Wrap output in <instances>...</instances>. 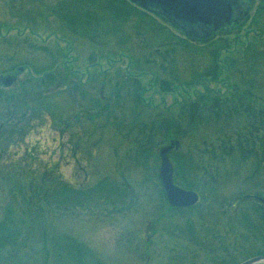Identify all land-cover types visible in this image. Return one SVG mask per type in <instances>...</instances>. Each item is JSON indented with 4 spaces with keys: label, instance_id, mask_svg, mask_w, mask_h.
Returning <instances> with one entry per match:
<instances>
[{
    "label": "rangeland",
    "instance_id": "374dc122",
    "mask_svg": "<svg viewBox=\"0 0 264 264\" xmlns=\"http://www.w3.org/2000/svg\"><path fill=\"white\" fill-rule=\"evenodd\" d=\"M108 2L0 0V76L23 67L0 83V226L9 232L0 264L264 254V204L250 199H264V165L221 154L247 109L264 115V0H246L207 39L134 2L132 15ZM191 114L199 126L177 138ZM171 140L181 143L169 155L177 185L201 196L194 208L171 206L161 184L159 150ZM187 154L204 161L192 172L187 159L180 177L176 158ZM223 238L225 263L205 247Z\"/></svg>",
    "mask_w": 264,
    "mask_h": 264
},
{
    "label": "water",
    "instance_id": "95a60500",
    "mask_svg": "<svg viewBox=\"0 0 264 264\" xmlns=\"http://www.w3.org/2000/svg\"><path fill=\"white\" fill-rule=\"evenodd\" d=\"M137 5L159 14L167 21L183 29L187 34L204 38L213 30L225 27L232 21L233 11L239 0H131ZM16 73L0 76V83L12 85ZM179 142H173L160 150V176L166 197L175 207H190L198 203L199 193L184 189L174 182L173 166L168 154ZM239 264H264V255L254 256Z\"/></svg>",
    "mask_w": 264,
    "mask_h": 264
},
{
    "label": "trees",
    "instance_id": "16d2710c",
    "mask_svg": "<svg viewBox=\"0 0 264 264\" xmlns=\"http://www.w3.org/2000/svg\"><path fill=\"white\" fill-rule=\"evenodd\" d=\"M108 1L110 2V0H108ZM114 1H116L118 3H122V10L130 12V15H132V12L134 11L133 9L137 8V7L135 8L134 5H133L134 6L133 7L132 3L129 0H114ZM115 12H119V11H115ZM97 28H98V25H97ZM179 40H180V38H179ZM191 47H193L195 49L197 48L194 46H191ZM255 49L256 50L260 49L259 45L257 43L249 45V47H247L246 50L255 51ZM198 51H199V49H198ZM206 51H204L205 54L208 53ZM201 53L202 54L199 55L201 57V59L205 58L206 56L203 53V51H201ZM217 53L218 52L214 53V54H216L214 58H217ZM214 66L218 67L217 61H214L213 67ZM212 72L214 75H217L218 71H212ZM258 73H259V71H253V74H255V75H257ZM211 74L212 73L210 71L208 74L205 73L204 75L207 76V75H211ZM244 94H246V96L250 95V94H252L251 96L255 95L251 92H244ZM235 104L240 105L239 102H237ZM216 107H218V106L215 105V108ZM247 110H248L247 117H249V118H247V125L241 129L240 128L236 129V131H234L235 132L234 136L229 137L228 142H226V140H223L224 142L222 143L221 154L225 159H234L235 162H239L240 159L242 161L241 163L254 160L257 163V169L259 171L263 168V165H264V115L262 114L261 110L257 109L256 106H254V108L250 107ZM182 121H184L185 123L187 122L189 129L187 127L183 128L182 126L178 127L175 131L178 134L177 138H180L182 136V133H184V132H182L183 130L184 131L187 130L189 132L190 129L193 128V126L194 127H196L197 125L199 126L198 117L195 115H192V114L189 115L187 120L184 119ZM189 125H191V127ZM162 127H164V126L162 125ZM164 132L166 133L165 130H164ZM166 137H168L167 133H166ZM145 140H146V142L144 143V146H143L144 148H146L148 146L147 144L149 143V138L146 137ZM217 151H218L217 148H213L209 153L214 158L215 156H217ZM238 157H241V158H238ZM187 159H188L189 164H190L189 166H191L190 169L192 167H194L192 172L200 170L201 165L196 164L197 162H199L201 160V163H203V161H204L203 156H200L199 159H196L193 154H187V156H177L176 166L178 169L177 172H178L180 177H181L182 170H184L185 162ZM191 164H193V166ZM188 185H192V183H188ZM258 209H260L259 212L261 211L264 214V207H262L261 204L258 205ZM262 216H261V218H262ZM249 225H251V223H249ZM16 235H18L17 232L12 234V236L14 238H16ZM8 238H9V232H8L7 228L4 225H1L0 226V245L8 243L9 242ZM193 242H195L196 244L199 242L197 237L194 239ZM216 244H217L216 246L214 243L208 244L207 246H205L206 250H208V252L213 253V254H219V251H220L223 254V256H222L223 258L221 257L220 260H215V261L216 262L220 261L221 263H225V258L227 259L230 255L229 254L228 241H226V238H223L220 241L218 240V242ZM238 251H240V248L238 249ZM233 256L236 258L234 253H233ZM235 258H234V261H231L229 259L230 262H226V264H238L239 262H237V259H235Z\"/></svg>",
    "mask_w": 264,
    "mask_h": 264
},
{
    "label": "flooded vegetation",
    "instance_id": "af4514ba",
    "mask_svg": "<svg viewBox=\"0 0 264 264\" xmlns=\"http://www.w3.org/2000/svg\"><path fill=\"white\" fill-rule=\"evenodd\" d=\"M246 2V0H239V2L236 4V6L234 8H241L242 4H244Z\"/></svg>",
    "mask_w": 264,
    "mask_h": 264
}]
</instances>
